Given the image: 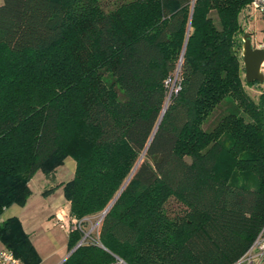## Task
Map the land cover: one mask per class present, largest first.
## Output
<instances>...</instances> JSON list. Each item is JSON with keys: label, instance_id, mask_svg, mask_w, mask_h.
<instances>
[{"label": "trees", "instance_id": "1", "mask_svg": "<svg viewBox=\"0 0 264 264\" xmlns=\"http://www.w3.org/2000/svg\"><path fill=\"white\" fill-rule=\"evenodd\" d=\"M249 2L3 0L0 216L70 158L57 186L80 222L68 252L102 219L62 264L243 257L264 224V93H246L257 83L238 51ZM0 243L40 264L17 218L2 220Z\"/></svg>", "mask_w": 264, "mask_h": 264}, {"label": "crops", "instance_id": "2", "mask_svg": "<svg viewBox=\"0 0 264 264\" xmlns=\"http://www.w3.org/2000/svg\"><path fill=\"white\" fill-rule=\"evenodd\" d=\"M2 1L0 0V5H2ZM60 168H57L51 177H46L42 172L38 171L30 180V191L31 181L36 175H38L37 179L39 182L43 179L45 183L44 188H47V186L49 187L48 189L55 188L54 191L47 195H43L45 191L43 188L41 192L43 200L33 197L31 191V196L23 207L12 205L6 209L10 215L5 217L4 211L0 216L2 220L12 217L19 220L22 229L28 235L31 244L39 256L40 264H62L70 254L67 249L69 231L60 227V221H64V223L68 221L69 203L63 197L62 188L57 187L59 184L69 181L62 179L69 173V170L61 171L62 176L59 177L58 181V171ZM70 168L74 174V162H71ZM69 227L72 228L73 226L69 224ZM0 245L3 246L1 243Z\"/></svg>", "mask_w": 264, "mask_h": 264}, {"label": "rangeland", "instance_id": "3", "mask_svg": "<svg viewBox=\"0 0 264 264\" xmlns=\"http://www.w3.org/2000/svg\"><path fill=\"white\" fill-rule=\"evenodd\" d=\"M239 23L241 25L242 31L244 33H247L250 35V39H251V44L252 46H255V48H257L259 46V44L263 41V29H264V21L262 19L261 13L259 11H255L253 9H246L244 11H242L239 15ZM242 38V35L239 36V39ZM239 51V54L241 56V48ZM242 77L244 78V75L242 74ZM176 77H174L173 81L169 83V91L172 93L175 88H176ZM244 89L246 91V93L253 99V100H257L258 96L261 93H264V82L263 84H255L253 86H244ZM223 108H218L213 114L212 116L206 121V123L204 124L203 128L204 129H211L218 117L221 114V110ZM71 162H73L71 159H67L65 160V163L63 166H61V168L59 169V173H58V178L57 180L59 181V177H61V171L63 170H69V173L67 175H65L64 178H62L64 181H68L71 179L73 172L71 171L70 168V164ZM38 175H36L33 180L31 181V191H32V196L35 198H40L41 200H43L44 198L41 196V192L43 191V188L45 187V183L42 180L37 179ZM49 187L47 186V188H44V190H47ZM57 196V195H56ZM17 206V205H16ZM14 208V207H13ZM7 215H10L7 210H5V217ZM4 217V218H5ZM95 222V219L91 220L90 222L87 223V231L88 232L92 226V224ZM96 230L90 232V235L93 236L95 235Z\"/></svg>", "mask_w": 264, "mask_h": 264}, {"label": "built area", "instance_id": "4", "mask_svg": "<svg viewBox=\"0 0 264 264\" xmlns=\"http://www.w3.org/2000/svg\"><path fill=\"white\" fill-rule=\"evenodd\" d=\"M246 9H253L257 10L261 13L262 19L264 21V0H250ZM263 36H264V29H263ZM255 48V46H253ZM257 49H261L264 51V37L263 41L259 44ZM261 72L264 76V61L261 65ZM102 217H98L95 219V222L92 224L90 230L88 232H84V236L82 237V241L80 242L79 246L82 245L87 238H89L90 232L97 229ZM2 219L0 218V223ZM60 227L68 229L70 232L72 229L78 228L80 229V222L74 218L69 216L68 221L64 223V221H60ZM69 224L73 227L70 228ZM114 263L113 264H126L124 260L117 256H113ZM0 264H21L20 260L16 258L13 253L6 249L4 246L0 245ZM234 264H264V224L257 234L255 240L253 241L252 245L246 252V254L241 257L237 262Z\"/></svg>", "mask_w": 264, "mask_h": 264}, {"label": "water", "instance_id": "5", "mask_svg": "<svg viewBox=\"0 0 264 264\" xmlns=\"http://www.w3.org/2000/svg\"><path fill=\"white\" fill-rule=\"evenodd\" d=\"M241 41H242V44H241V59H242V63H243V71H244V80H245V82L248 83V84H252V83L263 84L264 76H263V74L261 72V65H262V63L264 61V51L261 50V49L254 48L252 46L250 35L247 34V33H244L242 35ZM164 111H165V109L163 110L162 115H163ZM162 115H161V118H162ZM112 203L102 213L103 216L110 209ZM81 241H82V239H81ZM80 242L70 252V254L79 246Z\"/></svg>", "mask_w": 264, "mask_h": 264}]
</instances>
